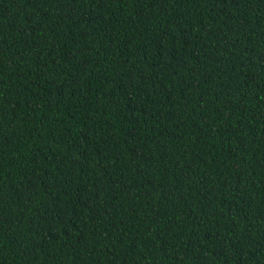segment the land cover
<instances>
[{"label":"trees","instance_id":"trees-1","mask_svg":"<svg viewBox=\"0 0 264 264\" xmlns=\"http://www.w3.org/2000/svg\"><path fill=\"white\" fill-rule=\"evenodd\" d=\"M0 264H264V0H0Z\"/></svg>","mask_w":264,"mask_h":264}]
</instances>
